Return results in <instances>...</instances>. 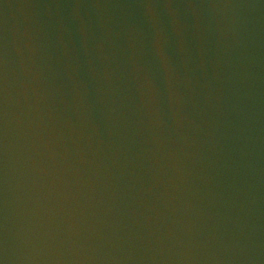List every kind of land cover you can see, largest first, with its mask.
Here are the masks:
<instances>
[{
    "label": "water",
    "instance_id": "1",
    "mask_svg": "<svg viewBox=\"0 0 264 264\" xmlns=\"http://www.w3.org/2000/svg\"><path fill=\"white\" fill-rule=\"evenodd\" d=\"M0 264H181L59 0H0Z\"/></svg>",
    "mask_w": 264,
    "mask_h": 264
}]
</instances>
